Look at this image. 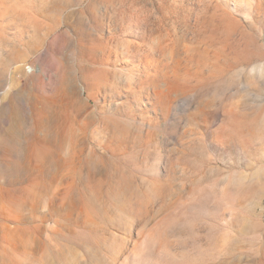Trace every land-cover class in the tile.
Wrapping results in <instances>:
<instances>
[{
    "label": "rangeland",
    "instance_id": "rangeland-1",
    "mask_svg": "<svg viewBox=\"0 0 264 264\" xmlns=\"http://www.w3.org/2000/svg\"><path fill=\"white\" fill-rule=\"evenodd\" d=\"M0 264H264V0H0Z\"/></svg>",
    "mask_w": 264,
    "mask_h": 264
},
{
    "label": "built area",
    "instance_id": "built-area-1",
    "mask_svg": "<svg viewBox=\"0 0 264 264\" xmlns=\"http://www.w3.org/2000/svg\"><path fill=\"white\" fill-rule=\"evenodd\" d=\"M25 71H26L27 73H30V72L33 71V67L30 66V65H27V66H25Z\"/></svg>",
    "mask_w": 264,
    "mask_h": 264
}]
</instances>
